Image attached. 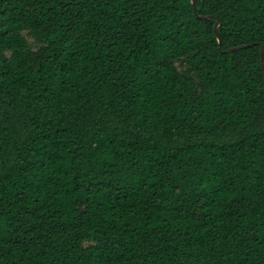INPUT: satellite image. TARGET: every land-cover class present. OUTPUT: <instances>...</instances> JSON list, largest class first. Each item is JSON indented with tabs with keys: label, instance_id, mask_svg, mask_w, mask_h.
Instances as JSON below:
<instances>
[{
	"label": "trees",
	"instance_id": "1",
	"mask_svg": "<svg viewBox=\"0 0 264 264\" xmlns=\"http://www.w3.org/2000/svg\"><path fill=\"white\" fill-rule=\"evenodd\" d=\"M196 1L0 0V264H264V0Z\"/></svg>",
	"mask_w": 264,
	"mask_h": 264
},
{
	"label": "water",
	"instance_id": "2",
	"mask_svg": "<svg viewBox=\"0 0 264 264\" xmlns=\"http://www.w3.org/2000/svg\"><path fill=\"white\" fill-rule=\"evenodd\" d=\"M192 3H193V6H194V10L196 11V9H197V1H196V0H192ZM198 17H200L201 19H209V18H211L212 16H207V17H201V16H198ZM219 24H220V22L217 21V23L215 24V32H216V35H217V38H218L219 44H220V46H221V45H222V41H221V38L219 37L218 32H217V29H218V27H219ZM244 47H245V46H240V47L232 48V49L227 50L226 52H227V53H230V52H232V51H235V50H238V49H242V48H244ZM261 56H262V65H263V68H264V47L261 48Z\"/></svg>",
	"mask_w": 264,
	"mask_h": 264
}]
</instances>
